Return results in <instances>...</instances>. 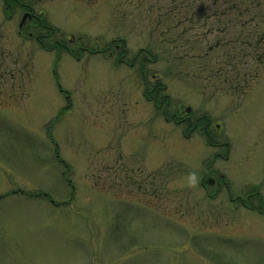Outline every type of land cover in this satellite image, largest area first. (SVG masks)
<instances>
[{
    "label": "rangeland",
    "instance_id": "374dc122",
    "mask_svg": "<svg viewBox=\"0 0 264 264\" xmlns=\"http://www.w3.org/2000/svg\"><path fill=\"white\" fill-rule=\"evenodd\" d=\"M21 1L56 34L0 0V264H264V217L198 185L206 140L134 110L145 58L169 117L223 123L220 164L264 209V0Z\"/></svg>",
    "mask_w": 264,
    "mask_h": 264
},
{
    "label": "flooded vegetation",
    "instance_id": "af4514ba",
    "mask_svg": "<svg viewBox=\"0 0 264 264\" xmlns=\"http://www.w3.org/2000/svg\"><path fill=\"white\" fill-rule=\"evenodd\" d=\"M4 5H10V12L11 15L14 11L18 8L22 9L24 12L23 16L26 15V21L23 26V30L27 33L29 27L37 30V32H41L43 29L47 30L46 23L43 21L40 15H36L32 8L28 5H24V3L20 0H11L10 4L7 0H3ZM5 6V7H6ZM6 9V8H5ZM28 14V15H27ZM22 20V19H21ZM256 18H252L248 21V28H247V37L249 39V26L250 23H255ZM29 23V24H28ZM257 27L261 25V21L256 23ZM31 37V34L28 35ZM48 37H51L49 34H38L36 36V41L40 45H47L46 40ZM264 39L257 40L256 44L253 45L255 47L257 45L258 50L260 51V47L263 48ZM249 42V40H248ZM56 44L52 47H59L62 46V43L55 42ZM250 44V43H249ZM248 47V43L246 44ZM112 46H108L107 49L102 50L103 52L106 50H110ZM119 50V47L116 46L115 52ZM263 50V49H262ZM257 51L254 50L251 53V56L257 58ZM250 53H248L249 55ZM126 53L124 52L123 57L120 58L121 63H127L124 61ZM139 57L138 55L134 58ZM143 58V57H142ZM127 65V64H126ZM130 67L134 68L136 65V59L131 61L128 64ZM149 61L145 58L142 59L141 65L138 69V76L142 79L143 89L144 92L142 94V103H135V106L138 108L134 109L136 112L138 111L139 114L136 115V118L144 119L146 122H151L149 120V116H151V111L155 108L157 110L163 109L164 119L167 123L173 122L178 127H183V137L188 140L191 139L193 135L199 137V139H205L204 141L210 148H212L213 152L211 154V159L207 166H205L199 174L198 185L205 190L207 197L213 198L216 196H220L221 193L224 191L226 194V198L230 203L240 202L241 207L244 208L246 211L258 213L260 217H264V209H262L261 204L263 203V197L260 193H257L259 196V206H254L253 201L251 199L244 200V197L247 196L243 189H246L247 185L242 186V193H235L233 191V185L235 184L234 178L231 176V172L227 171L226 167L221 166L220 163L228 162L229 161V152L230 148L227 143V139H225V130L223 129V123L221 121H215L209 115H206L201 112H196L192 114L191 108L187 107L184 111H182L181 105L177 107L176 113L172 116H168L167 111L170 108L169 98L165 97L166 87L161 84L160 82H154V75L152 71H148ZM244 81L243 84H232L234 88L232 90L239 91L243 90L244 86L248 84ZM242 100H244L242 98ZM241 101V100H240ZM150 106L152 107L150 109ZM236 111V110H235ZM149 118V119H148ZM146 122L144 124H146ZM152 123H147V125H151ZM214 190L213 193H210V190ZM232 189V190H231ZM255 193V192H253ZM246 194V195H245ZM256 194V193H255ZM254 194V195H255ZM262 197V198H261ZM238 210V207H236Z\"/></svg>",
    "mask_w": 264,
    "mask_h": 264
},
{
    "label": "trees",
    "instance_id": "16d2710c",
    "mask_svg": "<svg viewBox=\"0 0 264 264\" xmlns=\"http://www.w3.org/2000/svg\"><path fill=\"white\" fill-rule=\"evenodd\" d=\"M249 0H229V2H232L231 3V6L229 7L230 9H228V11H231V12H233V11H235V10H237L238 12H240L241 14H239L240 16H242L243 15V12L240 10V9H242V7H238V6H236V5H233L234 3L233 2H237V3H246V2H248ZM233 5V6H232ZM225 12V11H224ZM246 11H244V13H245ZM217 17V16H216ZM220 17H222V14H220L219 15V17L218 18H220ZM217 18V19H218ZM51 33L53 32V30H50V29H48Z\"/></svg>",
    "mask_w": 264,
    "mask_h": 264
},
{
    "label": "water",
    "instance_id": "95a60500",
    "mask_svg": "<svg viewBox=\"0 0 264 264\" xmlns=\"http://www.w3.org/2000/svg\"><path fill=\"white\" fill-rule=\"evenodd\" d=\"M25 19H26V16L23 18L22 23H21V25H20V28H22V26H23V24H24V22H25Z\"/></svg>",
    "mask_w": 264,
    "mask_h": 264
}]
</instances>
